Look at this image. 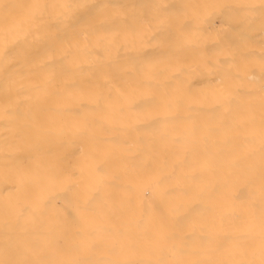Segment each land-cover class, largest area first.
I'll use <instances>...</instances> for the list:
<instances>
[{"label": "bare ground", "instance_id": "6f19581e", "mask_svg": "<svg viewBox=\"0 0 264 264\" xmlns=\"http://www.w3.org/2000/svg\"><path fill=\"white\" fill-rule=\"evenodd\" d=\"M45 2L0 0V262L262 264L260 0Z\"/></svg>", "mask_w": 264, "mask_h": 264}, {"label": "snow or ice", "instance_id": "6c2138e0", "mask_svg": "<svg viewBox=\"0 0 264 264\" xmlns=\"http://www.w3.org/2000/svg\"><path fill=\"white\" fill-rule=\"evenodd\" d=\"M36 8L40 10L39 15L35 17L38 22H43L45 16L52 17L56 9H67L73 16L78 13H86L87 17L84 20V24L87 27H94L95 14L93 12L94 6H90L87 3L81 2V0H51L43 4H36ZM169 7L174 9L179 15L191 14L192 19H197L200 12L204 9H221L229 14L231 23L227 26L228 30H231L233 25H240L247 21L248 13L250 9H254V4H229V3H182L179 5L164 6L165 11H168ZM261 21L264 23V0H260L259 4ZM237 40L240 45L246 42V37L242 33H236ZM262 63H264V56H262ZM264 250V249H262ZM0 264H30L26 261H4ZM264 264V262H262Z\"/></svg>", "mask_w": 264, "mask_h": 264}]
</instances>
